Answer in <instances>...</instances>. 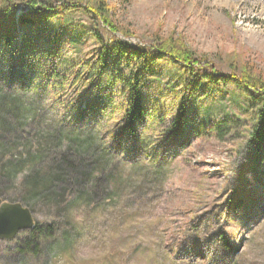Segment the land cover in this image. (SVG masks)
<instances>
[{
    "label": "rangeland",
    "instance_id": "rangeland-1",
    "mask_svg": "<svg viewBox=\"0 0 264 264\" xmlns=\"http://www.w3.org/2000/svg\"><path fill=\"white\" fill-rule=\"evenodd\" d=\"M107 4L117 26L130 31L126 40L118 36L132 46L153 43L155 36L158 40L179 41L195 55L208 57L225 70L234 65L254 66L256 73L264 77V0H107ZM17 11L16 17L29 12L23 6ZM102 34L107 40V31ZM80 50L90 58L96 56L97 49L90 52L89 46H84ZM59 52L75 56L74 49L64 43ZM7 58L1 52L0 64H7ZM53 60H49V66ZM24 62V57L15 56L12 71ZM168 66L161 68V83L144 89V95L152 97L148 107L159 112H174L178 94L184 96V105L189 98L186 78L179 90L168 86ZM28 70L25 67L22 72ZM45 70L30 75L41 85L40 92L24 93L18 86L12 89L15 93L4 92L0 99V118H12L7 106L14 101L5 98L16 96V92L27 98L36 96L39 103L35 108L29 106L34 100L17 104L21 105L17 110L20 126L0 133V163L11 168L7 173L0 171V206L20 205L39 226L52 224L55 238L41 241L39 252L32 254L28 249L27 255L16 252L28 233L20 232L13 241L0 239V264H264V163L255 159L251 150L250 114L234 103L230 87L220 85L216 92L213 85L205 87L197 115L192 117L201 123L202 115L210 116L209 124H201L205 131L213 123L227 120L232 124L228 132L221 138L209 132L192 136L172 168L152 177L146 163L133 164L131 152L121 156L115 151L117 142L126 143L122 137L110 138L115 126L111 114L119 106L118 93L99 115L76 114L70 123L80 128L77 137L81 138L75 143L62 138V146L54 150L59 127H68L61 121L72 117L68 115V100L75 99L76 94L70 83L39 81V73ZM155 77L150 75L149 79ZM100 85L95 79L89 90L83 91L82 107L88 99H95ZM238 94L243 101L244 96ZM151 124L147 119L145 128ZM19 131L22 135L17 138ZM151 131H146L145 136L150 137ZM91 136L95 141L84 151L81 143L90 144ZM18 139L28 140L25 149L3 150L6 142ZM30 142L33 146H29ZM76 144L85 152L80 156L97 164L93 173L103 176L101 183H92L89 190L96 193L99 185L115 192L107 202L96 200L92 208L77 202L64 205L58 196L51 200L50 193L60 192L47 191L44 186L33 188L26 182L31 176L37 180L49 172ZM27 151H38L42 159L35 161ZM25 159L29 162L25 163ZM8 162L15 165H6ZM239 203L240 210L235 208Z\"/></svg>",
    "mask_w": 264,
    "mask_h": 264
},
{
    "label": "trees",
    "instance_id": "trees-1",
    "mask_svg": "<svg viewBox=\"0 0 264 264\" xmlns=\"http://www.w3.org/2000/svg\"><path fill=\"white\" fill-rule=\"evenodd\" d=\"M20 6L24 9L27 7L30 13L16 17ZM111 12L107 0H0V53L8 55V63L0 64V99L3 98L4 92L15 93L12 89L18 86L24 93L28 90L40 92L41 85L33 81L30 75L43 68L46 70L39 73V81L53 79L65 82L66 85L70 83L76 94L75 99L68 100L71 106L68 115L72 117L61 121L68 127H59L60 136L54 140L56 145L52 146L56 150L62 146V138L69 143L78 142L81 138L77 137L80 128L70 123L76 114L84 117L99 115L112 104L113 96L118 93L119 106L114 108L111 114L115 119V126L110 132V138L122 137L126 143L117 142L115 151L121 156L131 152L129 157L133 164L139 161L146 163V167L151 170L148 175L157 177V172H167L168 168H172L180 157V150L188 145L187 140L192 136L200 137L209 132L216 133L221 138L228 132L232 124L227 120L213 123L205 131L202 125L209 124L210 116L207 113L202 115L201 123L192 118L197 115L198 102L206 92L205 87L213 85L216 92V87L223 85L232 89L230 94L234 103L250 114L249 136L253 145L251 150L255 154L254 158L264 163V77L256 73L254 66L237 68L234 65L225 70L208 57L195 55L185 44L173 40H158L157 36L153 38V43L141 42L132 46L118 36L120 34L126 40L130 31H122L113 20L114 13ZM106 31L108 38L104 40L102 32ZM62 42L74 49V57L60 54ZM43 45L46 46L45 49ZM84 46H89L90 52L97 49L96 56L90 58L83 54L80 49ZM17 55L24 57L26 62L14 66L12 71L11 61ZM52 58L54 60L49 66V60ZM159 58H163L164 62H160ZM83 60H86L84 65ZM167 65V74L170 77L168 86L171 90H179L186 78V93L189 98L187 105H184V96L178 94L175 97L176 106L172 105L174 112H159L148 107L152 97L149 93L145 96L144 89L149 84L151 86L153 83H161V68H166ZM25 67L29 70L22 72ZM150 75L156 77L149 79ZM95 79L100 81L101 85L103 83V86L100 85L95 99H88L86 106L82 107V93L89 90ZM65 83L62 86H65ZM238 93L244 96L243 101ZM13 95L17 97L5 98L14 101L7 106L8 114L12 118H0V133L18 129L20 126L22 120L18 118L17 110L21 105L17 107V104L34 100L33 105L29 106H39L36 96L27 98L17 92ZM147 119L152 123L148 129L145 128ZM146 131H151L150 137L145 136ZM21 135L22 132L19 131L16 136L20 138ZM89 140L90 144L81 143L84 151L91 148L95 138L91 136ZM11 141L6 142L7 148L3 150L15 149L19 152V149H25L28 144L27 139H18L14 143ZM29 146L33 144L30 142ZM82 152L78 144L71 146L69 155H63L49 172L42 174L37 180L31 176L26 182L31 183L33 188L44 186L47 191L57 190L60 195L50 193L49 197L53 200L58 196L64 205L77 202L86 203L92 208L97 205L96 200L107 202L115 192H108V188L99 185L96 193L89 190L92 183H101L103 176L98 177L93 173L97 164L88 163L86 157L80 156ZM27 153L35 161L42 159L38 151ZM24 162H29V159ZM6 165L13 167L15 163L8 162ZM9 169L11 168L6 169L4 163H0V171L7 173ZM70 190L72 192L68 193ZM132 202L138 204L137 200ZM240 206L241 203L235 205V208L240 210ZM62 207L58 206L59 209ZM24 232L28 233V236L22 240L17 255H27L28 249L32 254L38 253L41 241H52L55 238V228L52 224L39 226L36 222L33 230Z\"/></svg>",
    "mask_w": 264,
    "mask_h": 264
},
{
    "label": "water",
    "instance_id": "water-1",
    "mask_svg": "<svg viewBox=\"0 0 264 264\" xmlns=\"http://www.w3.org/2000/svg\"><path fill=\"white\" fill-rule=\"evenodd\" d=\"M36 226L30 212L20 205L2 204L0 206V239L13 241L17 235Z\"/></svg>",
    "mask_w": 264,
    "mask_h": 264
}]
</instances>
